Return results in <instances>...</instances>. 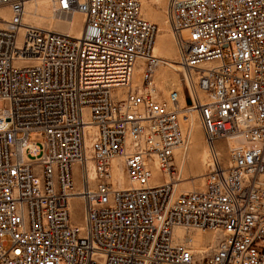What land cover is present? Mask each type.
<instances>
[{"label": "built area", "instance_id": "1", "mask_svg": "<svg viewBox=\"0 0 264 264\" xmlns=\"http://www.w3.org/2000/svg\"><path fill=\"white\" fill-rule=\"evenodd\" d=\"M161 1L182 84L159 99L142 0H49L77 35L0 0V264H264V0ZM189 109L209 159L176 195Z\"/></svg>", "mask_w": 264, "mask_h": 264}, {"label": "rangeland", "instance_id": "2", "mask_svg": "<svg viewBox=\"0 0 264 264\" xmlns=\"http://www.w3.org/2000/svg\"><path fill=\"white\" fill-rule=\"evenodd\" d=\"M29 1L34 3L35 5H39V10L32 18H29L24 15V20L27 23H31L33 25L50 28L55 27L59 30H68L61 29L59 25L62 23H55V20L58 19L54 12L52 11L49 0H27L25 3V10ZM143 0V15L148 20L157 24V27H163L165 29L164 33L159 37V32H157L155 46L157 43L162 48L163 52H155L158 56L168 60L170 63L172 61L176 66L172 67L169 65H161L158 67L155 74V83L158 90L159 99L166 98L168 92L172 89H180L181 81H180V73L178 72L179 68L175 61H177V48L175 39L170 32L169 27L164 24V14H163V2L160 0L158 4L156 2L149 3V10H153V17H149L146 14L147 3ZM146 9V10H145ZM0 13V23H2L1 19L6 18L8 15V11L6 9L1 10ZM151 18V19H150ZM60 21V20H59ZM63 22V21H60ZM64 25V23H63ZM66 25V24H65ZM192 118V119H191ZM193 124L190 126V121ZM180 127L183 133V137L187 142V146L178 147L179 149H175L173 152L172 163L175 166V173L172 176L174 179V191L175 194H179L181 192H187L190 190H200L203 188V175L206 171V163L209 159V150L207 143L204 138V134L198 119L196 112H192L191 115H183L180 119ZM191 127V129H190ZM30 140L41 141L42 135L39 133H30ZM217 148L221 153V157L223 161L227 159V150L222 141L217 142ZM156 170H154V176L152 181L154 183H159L162 180H170V177L166 174L167 178H163L159 173L160 169L155 165ZM81 201L78 198H73L71 200V217L72 220L78 222L81 220V211H80ZM208 237H210V233H206Z\"/></svg>", "mask_w": 264, "mask_h": 264}, {"label": "bare ground", "instance_id": "3", "mask_svg": "<svg viewBox=\"0 0 264 264\" xmlns=\"http://www.w3.org/2000/svg\"><path fill=\"white\" fill-rule=\"evenodd\" d=\"M160 0H150V1H146L145 3H147V10H146V14L149 16V17H153V10L151 11V10H149V3H152V2H156L157 4H158V2H159ZM26 3H27V0H26ZM142 4H143V0H142ZM163 14H164V17H165V13H164V3H163ZM26 9L27 10H25V15L27 14V16L29 17V18H32L33 16H35V14L37 13V11H40L39 10V5H35L34 3H31L30 1H29V3H28V5H27V7H26ZM1 10H3V8H0V13L2 12ZM142 14H143V7H142ZM0 18H1V16H0ZM25 18V17H24ZM4 19L5 18H2L1 20L2 21H4ZM151 19V18H150ZM1 21V22H2ZM25 21V20H24ZM80 21H81V18L80 17H74L73 18V20L71 21V22H66V21H64V22H60L58 19H56L55 20V23H62V24H60L59 25V28H61V29H68V27H70L68 30H59V29H56L55 27H50V29H53V30H56V31H59V32H69L70 34H78L79 33V30H80ZM63 23H64V25H63ZM1 24V23H0ZM66 24V25H65ZM164 24H166L167 26H168V22H167V20H166V17H165V19H164ZM169 27V26H168ZM164 31H165V29L163 28V27H159L158 28V32H159V37L161 36V34L162 33H164ZM156 41V40H155ZM157 50V52H160V53H162L163 52V50H162V48L159 46V44L157 43V45L156 46H154V51H156ZM155 53V52H154ZM162 58V57H161ZM177 61H175L174 63H176ZM177 64V63H176ZM167 65H169V66H172V67H174V66H176L175 64H173L172 63V61H171V63L167 60ZM178 66V65H177ZM137 72V71H136ZM192 112H194V111H192L191 109H189V110H186V112H185V115H191L192 114ZM184 115V116H185ZM182 118V117H181ZM180 118V119H181ZM192 119V118H191ZM191 124H193V120H192V122L190 121V126H191ZM190 129H191V127H190ZM187 146V145H186ZM175 149H179L178 147L177 148H175ZM112 163H113V178L116 180V181H118L119 183H123L124 182V175H123V172H122V169H121V160H119V159H116V158H114L113 160H112ZM156 167V166H155ZM154 167V169H155V171H157L156 170V168ZM165 178H167V176L165 175L164 176ZM163 179V178H162ZM164 181H166L167 182V180H164ZM153 183H154V181H153ZM79 222V221H78Z\"/></svg>", "mask_w": 264, "mask_h": 264}, {"label": "water", "instance_id": "4", "mask_svg": "<svg viewBox=\"0 0 264 264\" xmlns=\"http://www.w3.org/2000/svg\"><path fill=\"white\" fill-rule=\"evenodd\" d=\"M186 102L189 103L188 97H186Z\"/></svg>", "mask_w": 264, "mask_h": 264}]
</instances>
